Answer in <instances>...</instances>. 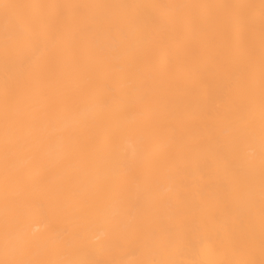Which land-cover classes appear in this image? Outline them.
<instances>
[{"label": "bare ground", "instance_id": "obj_1", "mask_svg": "<svg viewBox=\"0 0 264 264\" xmlns=\"http://www.w3.org/2000/svg\"><path fill=\"white\" fill-rule=\"evenodd\" d=\"M0 264H264V0H0Z\"/></svg>", "mask_w": 264, "mask_h": 264}]
</instances>
